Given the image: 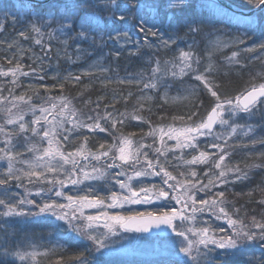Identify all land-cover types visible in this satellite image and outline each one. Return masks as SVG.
I'll use <instances>...</instances> for the list:
<instances>
[{"label": "snow or ice", "instance_id": "6c2138e0", "mask_svg": "<svg viewBox=\"0 0 264 264\" xmlns=\"http://www.w3.org/2000/svg\"><path fill=\"white\" fill-rule=\"evenodd\" d=\"M245 2L259 9L261 16L258 20H250L249 26L243 31L232 34L230 41H224L220 35H215V39L208 41V44H211L209 51L220 50L229 44L244 45L250 33L255 34L257 28L264 30V0ZM40 6L41 0H20L18 10L17 5L12 4L0 10V16L5 21L10 19L13 26L23 24L24 28L18 35L24 39H28V33L32 32L39 37L47 35L50 40L53 38L59 40L63 37L65 46H68L70 41L74 42L77 59L90 54V49L81 47L85 41L89 43L91 49L102 48L108 41L117 43L123 41L125 45L128 43L133 45L130 52L138 53L141 41L134 39L130 32L117 31L114 27L116 24L130 25L136 32L143 34V44L146 47L158 51L160 48L170 49L172 45H177L178 56H174L172 61L161 62L153 55L149 58L150 64H154L148 69L151 76L146 77L144 73H138L131 78L119 80V83L142 84L144 89H157L158 83L169 74L176 77L191 73L192 78L203 84L214 101L210 110L198 121L191 122L193 116L197 115L196 112L189 115L187 120L183 116L173 117V120L179 119L183 122L180 127L174 124L150 126L147 136L152 137L153 143L144 144L140 141L134 144L131 136L116 134L117 125L123 126L125 120L129 119L127 113L114 114V109L113 112L105 111L103 115L98 112L82 114L65 96H45L40 98L42 101L40 104H33L31 97L27 100L23 95L14 97L28 105L27 111L32 113V118L25 121L27 112L13 113L12 108H7L5 125L16 127L8 131L5 125H0V133L5 135V147H0V161L4 162L3 170L0 171V186H4L0 190V206H3L4 211L0 215L44 216L54 231L72 234L69 239L91 242L90 245L84 244V251L78 258L79 264H93L84 252L95 257L97 253L100 256L106 255L107 253L103 251L105 249L111 251V238L119 235L120 230L146 233L153 226L159 228L160 225H167L171 232L181 239L172 241V258L158 264H253L249 256V247L257 240L264 241V221H258L253 216L251 223L246 225L242 220L233 218V214L226 208L228 202L224 199L225 192L222 190L212 192V189L218 184L227 185L248 178V173L239 166L230 167L225 164L228 155L225 152V144L227 139L237 135L238 129H241L243 136L246 137L254 132L251 124L241 125L237 120L241 118V113L245 114L243 119L250 120L255 115L254 110H264V72L257 74L261 78L260 83L251 84L234 97H222L216 90L218 85L206 75L214 71L211 56L209 55V62L204 71L200 72L198 70L200 56L194 50L197 46L196 36L204 34L206 29L209 30L207 32L209 37L222 33V30L196 16L181 17L180 13L194 7L192 0H49V11L43 14L37 11ZM181 30L184 36L193 37L192 41L187 43L188 50L180 48L177 44L181 39ZM0 31H3L2 23ZM260 35L262 39L259 42L243 50L248 52L255 49L264 50V31H261ZM149 36L158 38L159 43L152 44ZM35 43L41 44V39H36ZM8 46L11 48L13 45ZM63 51L67 56V47ZM111 54L119 57L120 52ZM237 56L238 53L234 51L227 59L230 63H239L236 60ZM68 58L71 59L70 56ZM8 62L11 63L12 60L9 59ZM93 67L99 68L100 71H108L97 64L90 66L84 74H91ZM177 67L178 73L173 70ZM22 69L23 65L17 60L13 68L6 71L0 69V76H11L13 78L11 82L15 85L20 76L29 75V72ZM39 79L43 80L44 77L40 76ZM60 80L79 82L80 76L69 74L60 77ZM57 86L63 88L64 84L61 82L51 87ZM40 87L49 86L42 84ZM195 92L196 89H191L192 94ZM139 99L149 100L151 97L141 96ZM165 100L167 101L166 93ZM12 107L18 106L13 104ZM143 109L144 105L140 103L130 114V118L150 124V121L138 115ZM49 116L52 119H49ZM101 121H104V124ZM68 124H71L70 128L66 127ZM217 126L221 128L226 126L229 131L217 133L214 131ZM85 129L90 133H107L115 142L107 148L101 143L99 149L92 152L87 147L88 136L83 135V143L75 151H65L64 146L69 142V137L73 134L82 135ZM202 137H212L204 149L201 148ZM221 140L224 141L223 144L218 142ZM157 141L159 146H155ZM168 141H175V144L169 145ZM260 142L264 143V138ZM252 143H256L255 138ZM207 148L218 149V152L205 150ZM185 149L191 150L188 153L190 159L184 158ZM149 151L153 153L152 158H149ZM177 151L180 153L178 157L175 155ZM25 153L29 155L26 156ZM169 153H173V159H179L187 166L186 173H179L183 179L178 180L168 171ZM81 160L88 161L89 164H81ZM101 160L104 162L101 167L91 164V161ZM205 164L209 165L208 171L203 172V176L207 177V183L198 178L194 167ZM89 166L91 171H86ZM116 169L119 171H114ZM213 169L218 171L213 172ZM61 175L64 178H61ZM147 177H160L161 185L152 183L145 185L143 179H138ZM25 178L28 183L43 182L50 185L47 189L40 188L35 195L54 191L55 197L59 198L65 196L62 189L69 183L77 186L85 181L105 179L114 180L120 191L112 190L114 186H102L100 191L106 195H101L100 192L91 195H67L66 204L58 203L56 199L49 197L42 204H37L36 200L28 198L32 195L30 190L19 199H16L18 193L12 194L9 191L11 182L23 181ZM134 180L138 187H134ZM86 191L92 193V185H88ZM198 193H204V196L198 199ZM156 202L159 203L153 211L134 212L128 215L110 214L107 211L123 208L125 204L152 205ZM259 203L264 205V199ZM24 205H33L38 211H26L22 207ZM84 208L99 211L95 215L85 216ZM205 212L211 213L217 220H226L231 232L226 233L222 227L213 228L210 222L205 221L201 222V226H196L197 213ZM233 212L238 213L239 209H234ZM51 217L54 219H50ZM43 254L49 253L46 251ZM38 255L41 253L35 250L10 251L7 247H2L0 264H14V261L9 259L10 256H15L22 262L28 261V264H36ZM95 264H101V261L96 260ZM258 264H264V260Z\"/></svg>", "mask_w": 264, "mask_h": 264}, {"label": "trees", "instance_id": "16d2710c", "mask_svg": "<svg viewBox=\"0 0 264 264\" xmlns=\"http://www.w3.org/2000/svg\"><path fill=\"white\" fill-rule=\"evenodd\" d=\"M230 1L244 8L254 7L253 5L247 4L245 0ZM192 2L194 7H190L185 12L180 13L181 17L187 18L190 16H196L215 25V28H220L226 32L229 31L228 33L231 34L243 31L249 26L248 24L235 22L233 19L228 18L224 12L229 14L230 11L228 12L227 9L213 0H192ZM19 3L20 0H0V10L8 8L12 4L17 5L18 10ZM37 11L42 14L47 13L49 11L48 4L41 5ZM218 11H221L219 15L217 14ZM260 16L261 13H258L250 19L258 20ZM0 23L3 24V31H0V69L6 71L13 68L17 63V60H19L23 65L22 70L29 72L27 77L20 76L19 81L15 84L18 85V88L15 90H13L15 85L11 82L13 79L11 76H0L2 94L9 91H24L26 95H32L35 98L36 95L34 93L38 91L37 88H39L40 85L43 84L50 86L53 83L58 85L62 82L64 84L63 88L65 89V94L70 100H72L76 108L88 110L91 107H97L98 104L99 110L113 112L115 109L114 114H129V119L125 120L123 126L118 124L117 129L118 132L130 135L133 134L135 137L142 136L147 129V126H145L146 123L132 120L130 118V114L133 113L134 109L137 108L140 103H143L144 109L139 112L138 115L153 120L155 119L159 121V123L171 121L173 120V117L184 115L189 116L195 111L197 116L194 117L201 118L213 104L214 98L211 97L202 84H200V81L192 78L191 73L178 79H175L171 75H167L169 78L175 79V81L178 82V86H181L182 83H186L183 82V80L188 81L187 83H190L191 87L197 89L196 92H198V94H194L195 96L190 97V106H187L189 109H182L179 112H174L169 105L164 104L165 101L161 98V93L163 91L161 87L162 81L158 83V88L153 91L152 89H144L142 84H120L117 81H113L112 78H131L138 73H144L146 77L151 76V72L148 69L154 66V64H150L149 58L155 55L161 60V62L172 61L174 56H178L177 45H172L170 49L160 48L157 51L154 48L146 47L141 39L140 41L142 43L140 51L138 53H132L130 52L133 48L132 44L130 47L125 45L121 47L122 44L120 42L108 41L102 48L91 49L89 43L85 41L81 44V47L90 49V54L82 55L77 59V53L74 51V42L72 41L69 42L68 46H65L63 44V37L59 40L55 38L50 40L47 35L39 37L32 32L28 33V39H24L18 35L19 31L24 28L23 24L18 23L13 26L10 19L5 21L2 16H0ZM129 26L130 25L116 24L114 27L117 31H127ZM208 31L209 30L206 29L204 34L195 37L197 46L194 50L200 56L198 70L200 72L204 71L205 66L209 62L210 55L212 63L214 64V71L207 73L206 75L209 78L215 79V81H213L218 85V89L216 90H218L219 93L222 92L223 94H220L223 97L236 96L251 84L261 82L260 77L257 74L264 72V50L255 49L252 52H248L243 50L245 45L229 44V46L223 47L220 50L209 51L211 45L208 46V40L217 34L209 37L207 36ZM261 31L264 30L257 28L255 34L251 33V40L254 41V43L259 42L262 39L260 35ZM180 36L181 39L178 40L177 44L180 48L188 50L187 43L191 42L193 37L190 35L184 36L183 30H181ZM228 36L230 37V35ZM223 37L228 41L231 39L226 36H221V38ZM38 38L41 39V44L35 43V40ZM133 38L135 39V37ZM149 40L154 45L159 43L158 38L155 37L149 36ZM9 44H12L13 46L10 48L8 46ZM65 47H67V56L63 51ZM42 48L44 49L43 51ZM21 49H23V51H21ZM116 51L120 52L119 57L111 54ZM234 51L238 53L236 60H238L239 63H230L227 59V57H230ZM45 53H47V55H45ZM69 56L71 59L68 58ZM9 59L12 60L11 63L8 62ZM97 64L107 68L108 71H100L99 68L93 67L91 74H84V70ZM33 69L35 70L34 72L32 71ZM69 74L72 76H80L79 82L74 80H60V77L68 76ZM40 76H43L44 79H39ZM179 92L181 93L183 91L180 90ZM141 96H150L151 99L141 100L139 99ZM255 131L256 133L253 134V137L256 139V143H252L251 141V144L247 142V144L242 146L241 151L238 154L239 159L236 161L241 169L244 167L246 170H249L247 172L248 178L235 182L233 187H227V185L231 184L224 185L222 189L228 200H230V202L232 201L229 205L230 214H233V218L242 220L246 225L251 223V218L253 216H255L258 221H264V205L259 203L261 199H264V155H261L260 158L258 157L259 152L260 154L264 153V143L260 142L261 139L264 138V131L258 129ZM83 134L88 135L89 137L93 136V134L89 133L86 129ZM92 140L95 142V145H92L91 148H95L97 145H100L99 142L102 143L106 140L113 142L112 136L107 133L94 135ZM0 147H3V143H0ZM253 166H256L257 168H253ZM250 168L252 169L250 170ZM204 170L205 168L203 167L202 169H199L200 177L203 175L202 173ZM170 171L177 176H180L179 173H186L187 169H179L172 166L170 167ZM236 193H239L240 195L237 196ZM249 193H251V195H249ZM234 209H239V212L234 213ZM135 212H139V210H135ZM200 215L204 218L205 222H213L216 225L215 228L222 227L225 229L226 233L231 232L230 226L224 219L217 220L215 217L211 216V213L209 212H206V214L200 213ZM24 231L26 232L23 235L28 234L29 237L32 236V240H37L38 238H40L42 242L46 240V235L44 234L45 229L40 228V226L36 227V224H30L29 227L24 229ZM13 233L15 237H19L17 231L14 230ZM1 234L0 248L7 247L10 251L15 250L19 241L12 235H7L6 237L1 238ZM175 238L176 236L172 237V239ZM55 243H57L56 240L51 244L49 243L50 245H46L45 243L41 244V248L37 250L41 251V255L37 256L36 264L79 263L78 258L82 252L79 245H74L75 243L73 241H70L69 244L64 246H59ZM25 246L22 247L21 250H24ZM46 251L49 253L48 255L43 254ZM84 255L87 256L90 254L84 252ZM249 256L252 258L253 264H258L259 261L264 260V241L257 240L250 245ZM9 259L13 260L14 264H28V262L24 263V261L19 262L18 258L15 256H10ZM89 259L93 261V264H95L96 260H100L101 264H158L157 260H154V263L144 261L140 258L132 261L130 259L128 260L109 255H99L95 257L89 256Z\"/></svg>", "mask_w": 264, "mask_h": 264}, {"label": "rangeland", "instance_id": "374dc122", "mask_svg": "<svg viewBox=\"0 0 264 264\" xmlns=\"http://www.w3.org/2000/svg\"><path fill=\"white\" fill-rule=\"evenodd\" d=\"M217 10V9H216ZM229 12V11H228ZM221 13V11H218V15ZM224 14L228 17L233 19L235 22H239V23H243V24H248L250 23V18H253L254 16L251 17H244V16H239L236 15L234 13L229 12ZM220 29V28H218ZM222 30V29H221ZM127 31L130 32L132 34L133 37H135V39H139V40H143V34H140L138 32H136V30L134 28H132L131 26H129L127 28ZM228 31V30H227ZM229 32V31H228ZM224 30H222V33H217V35L220 36H226L227 38H231V33H228ZM230 35V37L228 36ZM251 33L249 34V38L246 41L245 48L251 47L252 44L254 43V41H252V37H251ZM211 39H215V35L214 37L210 38ZM224 41H228L227 39H225L224 37L222 38ZM208 40V41H209ZM230 41V39H229ZM120 43L122 45H125L123 41H120ZM142 43V42H141ZM131 43L126 44L125 46L130 47ZM211 44H209L208 46H210ZM243 46V45H242ZM211 47V46H210ZM244 48V49H245ZM169 67H171V65H169ZM174 71H176L177 73L179 72V68H175L173 69ZM85 71V70H84ZM171 75V74H169ZM182 76L177 75L176 77H174L175 79H178ZM113 81H119L122 80V78L117 77L112 78ZM175 79H171L168 76H165L162 80V93H161V98L164 99L165 101V105H169L170 108L173 109L174 112H179L182 109H189L187 106H190L189 102H190V97L195 96L194 94L191 93L190 89H195L194 87H191L190 83H187L188 81H184L186 83H182L181 86L177 85V81H175ZM212 80L215 81L214 78H210ZM261 81V78H260ZM119 83V82H118ZM260 83V82H259ZM17 84V83H16ZM122 84V83H120ZM200 84H202L200 82ZM52 85H56V84H52ZM52 85H50L47 88H43V87H39L37 88V92H35L34 94L36 95V97L34 98L32 95H26L23 92H18V91H9L5 94H2V88L0 87V125H5V120H6V109L7 108H12V112L13 113H19L21 111L23 112H27V114L25 115V121H29L32 118V113L28 112V105L24 102V101H20L17 99H14V97H19L21 95L25 96V99L27 100L29 97H31V102L33 104H40L42 101L40 98L45 97V96H52V97H59V96H65L67 97V95L65 94V89L64 88H59L58 86L53 88L51 87ZM203 86V84H202ZM204 87V86H203ZM16 88H18V85H15V87L13 88V90H15ZM154 89H152L153 91ZM183 91V92H179V91ZM197 91V89H196ZM130 92V90H129ZM243 92V91H242ZM165 93L167 94V101L165 100ZM222 93V92H220ZM195 94H198V92H195ZM223 94V93H222ZM240 94V93H239ZM178 98L173 100L172 98ZM223 97V96H222ZM227 97H234V96H227ZM72 101V100H71ZM111 101V100H110ZM13 104H16L18 107H12ZM72 105L75 107L74 103L72 102ZM106 107V106H105ZM108 107V106H107ZM76 108V107H75ZM80 113L82 114H92L93 112H98L101 115H103L105 113V111L107 110H99L98 107H91L90 109H79L76 108ZM105 109V108H103ZM210 109L208 108V110L205 112L204 116L206 115V113L209 111ZM255 111V115L250 119V120H245L242 117L245 115L243 113L240 114L241 118L237 120V122L241 125H245V124H251L254 128V132L250 133L249 136H243L242 134V130L238 129L237 130V135L232 136L230 139H227V142L225 144V152L228 153V155L226 156L225 159V164L230 166V167H234V166H239L236 161L239 159L238 154L241 151L242 146H244L245 144H247V142L249 144H251L253 137V134L256 133V129L264 131V110H260V111ZM108 112V111H107ZM112 112V111H111ZM196 112V111H195ZM39 114V113H37ZM197 116V115H196ZM181 117V116H180ZM183 117H185V120H187V115H184ZM146 120L150 121L149 123H146L145 126H147V129L144 131L142 136L139 137H135L130 134H124L126 136H131V139L133 140L134 144L136 142H140L143 141L144 144H152L153 140L152 137L147 136V133L150 129V126H157V125H168V124H174L176 127H180L181 124L183 123L182 121H180L179 119L177 120H171L168 122H161L159 123V121L157 120H153L151 118L148 117H144ZM49 119H52L51 116H49ZM57 119H60V117H57ZM200 118H196L193 116L192 121L191 122H196L198 121ZM102 124H104V121H101ZM231 123V121H230ZM6 130L8 131H12L15 129L16 126L14 125H5ZM66 127H71V124L66 125ZM87 130V129H86ZM88 131V130H87ZM217 133H226L227 131H229L227 129V127H223L221 128L220 126H217V128L214 130ZM90 133V132H89ZM121 132H117L116 134H119ZM93 136L97 135V134H101V133H92ZM84 135V134H83ZM83 135H77V134H73L72 136L69 137V142H67L64 146V150L67 152H73L76 150V148H78L80 146L81 143H83ZM88 136V135H87ZM88 136V141H87V147L88 149H90L92 152H96L99 149V145H97L95 148H91V146L95 145L92 140V137ZM250 137V138H248ZM248 138V139H247ZM212 139V137H207L204 138L202 137L201 140L203 141V143L201 144V148L204 149L205 144L208 143V141H210ZM250 139V140H249ZM4 140H5V135L4 133H0V143H3V147H5L4 144ZM243 140V141H242ZM115 141L113 140V142H109L108 140L103 141L102 143L105 144V148L108 147V145L113 144ZM220 143H224L223 140L218 141ZM246 142V143H245ZM101 144V142H99ZM98 143V144H99ZM169 145H173L175 144V141H168ZM46 146V145H44ZM155 146H159V143L157 141ZM207 151L210 152H218V149H211V148H207L205 149ZM145 151H148V149H145ZM190 149H185L184 150V158L185 159H190L191 157L188 155V153L190 152ZM25 155H29L27 153H25ZM175 155L178 157L180 155L179 151H177L175 153ZM153 157V153L151 151H149V158ZM173 153H169L168 155V159L170 161V165L168 166V171H170V167L174 166L177 167L179 169H187V166H185L179 159H173ZM258 157H261V154L259 152ZM161 159H163V157H161ZM3 163L2 161H0V171L3 170ZM81 164H89L88 161H80ZM103 160L97 162V161H91V164L95 165L96 167H101L103 165ZM17 167H20V165H17ZM66 167H71V165H66ZM195 170L198 173V178L199 179H203L205 183H207V177L204 178V176L202 175L201 177L199 176V169L202 167L205 168V171H208L209 165H197L194 166ZM240 168V166H239ZM253 168H257L256 166H253ZM176 169V168H175ZM241 169V168H240ZM252 168H250L251 170ZM86 171H91V167L89 166L88 168L85 169ZM242 170L248 172L249 170H246L244 167L242 168ZM114 171H119V169H116ZM218 171L213 169V172ZM171 172V171H170ZM187 172V171H186ZM129 174H131V172H129ZM172 174L174 176L177 177L178 180L183 179L184 177L181 176H177L175 173L172 172ZM203 174V173H202ZM211 174V173H210ZM231 175V174H230ZM49 178H51V174H49ZM61 178H64L63 175H61ZM121 179H126V177H121ZM138 179H143L144 180V184L148 185L149 183L152 184H156L158 186L161 185V181H160V177H147V178H138ZM239 180H236L232 183H229L231 185H227V187H233L235 182H238ZM170 183H172V181H170ZM88 185H92V193H88L86 191L87 186ZM133 185L134 187H138L136 181H133ZM102 186H109L112 187V190H115L117 192L120 191L119 186L115 185V181L111 180V179H105V180H99V181H85L84 183L74 186L72 184H67L62 191L65 193V196L62 197H55L54 195V191L53 192H42L40 195H35V193L40 189V188H44L47 189L50 187V185H48L47 183H28V180L25 178L23 181H13L11 182V185L9 186V191L12 194H16L18 193L19 196L16 197V199H19L20 197H24L26 195V192L28 190H30L32 192V195L29 196V199H34L36 200L37 204H42L44 200L48 199L49 197H51L52 199H56L58 203H68V201L66 200V196L67 195H72V196H77V195H85V194H94L97 192H100L101 195H106V193L101 192V187ZM224 185H217V187L212 189V192H218L221 191L223 189ZM4 186H0V190H2ZM57 189H59V186H56ZM80 189H85V191H80ZM231 189V188H230ZM127 194V193H125ZM237 196H239V193H236ZM201 196H204V193H198L197 194V198L199 199ZM207 198V197H205ZM224 199L228 202L226 204V208L227 211L229 213L230 209H229V205L232 203V201L230 202V200H228L227 196L225 195ZM159 202H156L152 205H148V204H125L123 208H115V209H107V211L110 214H123V215H128L131 214L133 212H135V210H139V212H147V211H153L155 210V208L157 207V204ZM25 208L26 211H32V212H36L38 211V209L33 206V205H24L22 206ZM179 207V206H177ZM142 210V211H141ZM4 211L3 206H0V213H2ZM99 210L98 209H94V208H84L83 212L84 215H95L97 214ZM131 211V213H130ZM206 214V212H205ZM212 216V215H211ZM50 219H54V217H51ZM204 221V218L200 215V213H197V220H196V226H201V222ZM225 222L227 223V221L225 220ZM59 223H63V222H59ZM30 224H36V227L40 226V228H44L45 229V235H46V240H44L42 242V240H40V238H38L37 240H32V236L29 237L28 234L23 235L26 231H24V229L26 227H29ZM212 227L215 228V224L212 222L211 223ZM17 231V234L19 235V237H15L13 231ZM103 230V229H102ZM0 233L1 234V238L6 237L7 235H12L14 236L18 241L19 244L17 245V247L15 248L14 251H37L38 249L41 248V244L45 243L46 245H50L51 243H53L54 240H56L59 246H64L66 244H69L70 241H73L74 245H79L80 246V250H84V244H88L90 245L91 242L89 241H83L81 242L79 239H69V236L72 234H66L63 231L57 232L54 231L52 228L49 227L48 222L45 220L44 216H13V217H5V216H0ZM172 237H175V235L173 236H163L161 237L160 235H151V234H137L134 232H125L123 230H120L119 235L112 237L110 243H112V249L111 251H109V249H105L103 250L105 253H107L106 255L109 256H113V257H118V258H125V259H130L132 261H135V259H142L144 261H148V262H152L154 263L156 260L158 262H160V260L164 261L167 259H171L172 255V241L176 240L178 241L179 237H176L175 239H172ZM21 240V241H20ZM70 240V241H69ZM42 242V243H41ZM50 243V244H49ZM26 245V246H25ZM25 246L24 250H21L22 247ZM66 247V246H65ZM39 253H41V251H37ZM100 254L97 253L96 256H99ZM87 256H91V255H87ZM37 260V258H36ZM155 260V261H154ZM18 261L21 262L18 258ZM28 261H24V263H26ZM78 262V261H77ZM79 264V263H78Z\"/></svg>", "mask_w": 264, "mask_h": 264}, {"label": "water", "instance_id": "95a60500", "mask_svg": "<svg viewBox=\"0 0 264 264\" xmlns=\"http://www.w3.org/2000/svg\"><path fill=\"white\" fill-rule=\"evenodd\" d=\"M220 4L222 7L227 9L228 11L239 15V16H244V17H251L254 16L258 13H260V10L252 7V8H244L241 7L230 0H213ZM49 0H41V5L43 4H48ZM215 130V129H214ZM137 233V232H134ZM137 234H151V235H160V236H173L175 233L171 232V229L168 228L167 225H160L159 228L153 226L149 232L146 233H137Z\"/></svg>", "mask_w": 264, "mask_h": 264}]
</instances>
